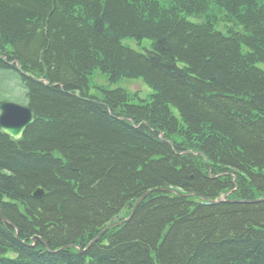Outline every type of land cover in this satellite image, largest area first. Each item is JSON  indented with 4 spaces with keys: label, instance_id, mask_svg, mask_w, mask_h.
Instances as JSON below:
<instances>
[{
    "label": "trees",
    "instance_id": "trees-1",
    "mask_svg": "<svg viewBox=\"0 0 264 264\" xmlns=\"http://www.w3.org/2000/svg\"><path fill=\"white\" fill-rule=\"evenodd\" d=\"M0 71V264H264V0H0Z\"/></svg>",
    "mask_w": 264,
    "mask_h": 264
},
{
    "label": "rangeland",
    "instance_id": "rangeland-1",
    "mask_svg": "<svg viewBox=\"0 0 264 264\" xmlns=\"http://www.w3.org/2000/svg\"><path fill=\"white\" fill-rule=\"evenodd\" d=\"M145 42L148 43V41ZM89 86H90L89 91L91 94H99L100 87L111 89L117 86L128 89L129 91H134V92L139 91V94L142 96H145L149 92H151L150 88L147 87L141 80L138 79H134V80L121 79L117 83H110L100 73L99 70H95L94 73L92 74ZM0 99L11 100L13 102L22 105L25 104L24 90L21 88V86L18 83V80L13 74L0 71Z\"/></svg>",
    "mask_w": 264,
    "mask_h": 264
},
{
    "label": "water",
    "instance_id": "water-1",
    "mask_svg": "<svg viewBox=\"0 0 264 264\" xmlns=\"http://www.w3.org/2000/svg\"><path fill=\"white\" fill-rule=\"evenodd\" d=\"M35 117H36L35 111L28 106H22L10 101H4V100L0 101V131H2L4 134L9 136L13 140H17L22 136L26 127L29 126L34 121ZM147 193L148 192H146L136 200L132 208V211ZM33 194L36 197H41L43 191L42 189H36ZM205 200L208 201L207 199ZM260 200L262 201L264 199H260ZM260 200L256 199L254 201L258 202ZM210 202L215 203V201H210ZM244 202H250V201L244 200ZM0 219L3 222H6V220L3 217H1V214H0ZM128 219L129 218L125 219L124 221ZM112 225L114 224L109 223L101 230L99 234H102L103 231H105L108 227Z\"/></svg>",
    "mask_w": 264,
    "mask_h": 264
},
{
    "label": "bare ground",
    "instance_id": "bare-ground-1",
    "mask_svg": "<svg viewBox=\"0 0 264 264\" xmlns=\"http://www.w3.org/2000/svg\"><path fill=\"white\" fill-rule=\"evenodd\" d=\"M91 242H92V241H91ZM91 242H90V243H91Z\"/></svg>",
    "mask_w": 264,
    "mask_h": 264
}]
</instances>
